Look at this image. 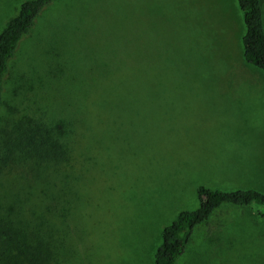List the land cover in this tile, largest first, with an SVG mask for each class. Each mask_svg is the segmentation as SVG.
<instances>
[{"label": "rangeland", "instance_id": "rangeland-1", "mask_svg": "<svg viewBox=\"0 0 264 264\" xmlns=\"http://www.w3.org/2000/svg\"><path fill=\"white\" fill-rule=\"evenodd\" d=\"M23 1L0 0V31ZM243 33L235 0H54L38 13L8 64L0 128L27 119L63 153L49 167L58 264H153L197 187L264 194V73L244 63ZM157 65L163 96L130 91ZM176 264H264V208L221 204Z\"/></svg>", "mask_w": 264, "mask_h": 264}, {"label": "trees", "instance_id": "trees-1", "mask_svg": "<svg viewBox=\"0 0 264 264\" xmlns=\"http://www.w3.org/2000/svg\"><path fill=\"white\" fill-rule=\"evenodd\" d=\"M52 1H23L0 31V109L8 64L38 13ZM235 1L244 29L240 39L242 59L264 73L261 0ZM134 79L130 90L134 94L163 96V65L142 68ZM112 85L115 93L116 87H122ZM62 158L57 142L30 127L27 119H15L9 127L4 124L0 128V264H58L62 260L64 254L55 240L58 233L52 221L62 215L59 197L63 194L54 180V168H49ZM196 196L195 210L178 212L162 229L153 264H176L193 229L221 204L264 208V194L250 189L222 192L200 186Z\"/></svg>", "mask_w": 264, "mask_h": 264}]
</instances>
